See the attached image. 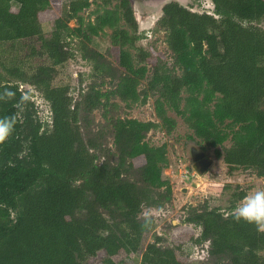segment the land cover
Masks as SVG:
<instances>
[{"label": "trees", "instance_id": "1", "mask_svg": "<svg viewBox=\"0 0 264 264\" xmlns=\"http://www.w3.org/2000/svg\"><path fill=\"white\" fill-rule=\"evenodd\" d=\"M91 2L0 0V45L36 39L28 55L48 61L32 70L9 69V77L0 73V117L16 122L13 135L0 143V264H87L99 252L104 255L96 264H123L136 254L138 264H190L187 242L206 244L212 264H264V228L233 219L244 190L231 193L227 209L188 206L180 222L169 225L168 245L156 233L145 241L155 221L143 215L144 208H161L173 197L162 176L166 145L145 140L151 131H173L177 123L169 111L188 124L202 150L215 149L229 172L264 176V0H210L203 11L164 3L156 25L167 34L173 60L169 66L153 57L151 68L148 51L133 57L125 47L139 38L119 27L124 20L137 29L130 0L97 9L94 20L85 21L80 12ZM73 19L78 25L71 27ZM44 21H52L48 35ZM105 28L113 29L118 75L89 45ZM76 53L92 69L78 98L69 85L55 83L58 67ZM105 78L117 82L113 89H101ZM19 82L48 103L49 124ZM6 90L14 97H5ZM151 93L157 94L158 120L125 116L89 128V113L107 109L112 97L145 104Z\"/></svg>", "mask_w": 264, "mask_h": 264}, {"label": "rangeland", "instance_id": "2", "mask_svg": "<svg viewBox=\"0 0 264 264\" xmlns=\"http://www.w3.org/2000/svg\"><path fill=\"white\" fill-rule=\"evenodd\" d=\"M62 3H67L70 0H61ZM88 8L82 10L80 15L85 21L94 20L96 12L101 11L102 8H114L120 0H112L105 5L102 0H91ZM172 1L154 3L153 0H130L133 15L137 23V29L132 30L131 27L124 21L119 22L120 28L128 30L130 36H138L133 43L125 47L136 56L138 50L145 49L150 53L147 61L148 68H151L152 61L158 57V60L166 61L169 66L172 64V53L167 43V34L164 30L156 25V20L161 14V7L164 3ZM181 5L192 7L194 10L203 11L210 9V0H174ZM155 4H158L154 6ZM71 27L77 26L75 19L70 20ZM264 28V19L259 23ZM52 21H44L42 23V30L44 35H48L52 30ZM112 32L113 29L105 28L103 33L93 35L90 37L89 45L98 50L104 55V58L113 64L117 75L119 68L115 61L112 52ZM76 43V40L73 41ZM39 42L36 39L19 40L14 43H3L0 45V73L7 76L8 70L20 66L24 70H32L39 64L47 63L45 58L31 56L29 53V46L35 45L38 47ZM29 45V46H28ZM91 65L89 62L83 60L78 53L75 58L66 62L63 66L58 67V72L55 78L56 84H67L71 88L73 97L78 98L80 89L86 86L92 78ZM150 70L147 72L149 76ZM31 72V71H28ZM178 73L179 71L176 70ZM117 81V80H116ZM146 79L142 80L139 89L146 84ZM110 84L109 79L105 78V85L101 87L102 90L113 89L114 85ZM19 89L25 96L30 95L31 101L38 111V118L44 123H50V109L48 103L41 97V94L36 91L29 84L19 82ZM157 94L151 93L145 104H126L118 96L110 99V104L107 109L103 106L93 109L89 115V128L94 130L98 127H109V118L115 119L117 117L136 118L141 121L158 120L154 109V100ZM112 103H116L117 107H111ZM168 114L176 119V127L172 132L166 133L162 130L151 131L146 135L145 140L152 145L165 144L167 148L168 165L163 169L162 176L168 179L173 191V197L169 204L161 208H144L143 215L154 218V228L147 232L144 236L145 241H152V235H161L166 240L163 244L169 242L170 232L169 225H177L185 215V209L188 206H198L205 202L209 207H221L227 209L231 204V193L233 191L244 190L246 196L252 194L258 189H264V176L258 177L250 171L237 170L229 172L223 162V158H217L215 149L207 147L206 157L210 158L212 163L210 167L203 173H198L193 168V161L190 149L194 146L199 147V140L194 136L192 129L188 124L176 113L169 111ZM109 146H112V135L107 138ZM226 146L230 144L227 140L224 143ZM222 150L221 146L217 147ZM201 149V148H200ZM243 200V199H242ZM242 200L236 202L237 207ZM235 207V208H236ZM199 231V230H198ZM197 231V233H198ZM185 252L189 255L190 264H212L207 259L206 244H197L194 242H187L184 246ZM263 252V251H262ZM104 255V252H99L96 256L90 257L87 264H96ZM140 254L134 257L122 258L123 264H138Z\"/></svg>", "mask_w": 264, "mask_h": 264}, {"label": "clouds", "instance_id": "3", "mask_svg": "<svg viewBox=\"0 0 264 264\" xmlns=\"http://www.w3.org/2000/svg\"><path fill=\"white\" fill-rule=\"evenodd\" d=\"M5 97L13 98L14 93L6 90ZM16 122L12 117H0V143L5 142L15 131ZM233 219L264 228V189H258L243 198L234 209Z\"/></svg>", "mask_w": 264, "mask_h": 264}, {"label": "water", "instance_id": "4", "mask_svg": "<svg viewBox=\"0 0 264 264\" xmlns=\"http://www.w3.org/2000/svg\"><path fill=\"white\" fill-rule=\"evenodd\" d=\"M190 151L194 170L198 173L206 171L212 163L211 159L206 157V152L194 146L190 149Z\"/></svg>", "mask_w": 264, "mask_h": 264}, {"label": "flooded vegetation", "instance_id": "5", "mask_svg": "<svg viewBox=\"0 0 264 264\" xmlns=\"http://www.w3.org/2000/svg\"><path fill=\"white\" fill-rule=\"evenodd\" d=\"M154 1V3H161V2H165L166 0H153ZM169 2V1H168ZM167 3V2H166ZM156 5H158V4H155L154 6H156Z\"/></svg>", "mask_w": 264, "mask_h": 264}]
</instances>
